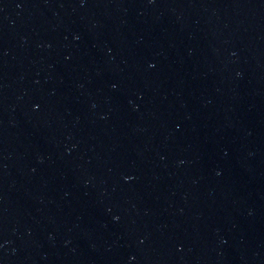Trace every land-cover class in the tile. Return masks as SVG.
Returning <instances> with one entry per match:
<instances>
[{"label":"water","instance_id":"95a60500","mask_svg":"<svg viewBox=\"0 0 264 264\" xmlns=\"http://www.w3.org/2000/svg\"><path fill=\"white\" fill-rule=\"evenodd\" d=\"M0 264H264V0H0Z\"/></svg>","mask_w":264,"mask_h":264}]
</instances>
